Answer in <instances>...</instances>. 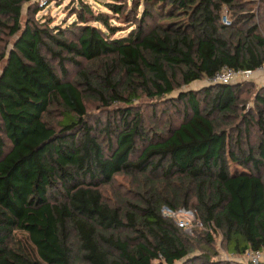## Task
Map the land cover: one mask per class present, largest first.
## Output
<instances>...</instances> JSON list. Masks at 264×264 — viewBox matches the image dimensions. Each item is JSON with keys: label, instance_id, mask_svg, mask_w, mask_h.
<instances>
[{"label": "trees", "instance_id": "trees-1", "mask_svg": "<svg viewBox=\"0 0 264 264\" xmlns=\"http://www.w3.org/2000/svg\"><path fill=\"white\" fill-rule=\"evenodd\" d=\"M26 1L0 0V33L17 34L0 68V264H237L192 254L190 237L163 206L191 210L213 255V232L227 254L262 250L264 85L248 100L247 81L182 91L181 121L154 130L139 111L119 106L115 121L94 134L84 103L85 92L115 107L133 102L138 88L150 98L171 93L178 74L189 85L223 66H264L251 3L104 0V11L75 10L67 29L77 37L69 41L60 27L28 21L21 29ZM78 58L99 62L93 78L82 69L83 81L71 79L62 62ZM57 108L61 120L53 122ZM122 172L144 176L137 202L106 200L101 189Z\"/></svg>", "mask_w": 264, "mask_h": 264}, {"label": "rangeland", "instance_id": "rangeland-1", "mask_svg": "<svg viewBox=\"0 0 264 264\" xmlns=\"http://www.w3.org/2000/svg\"><path fill=\"white\" fill-rule=\"evenodd\" d=\"M104 0H29L22 4L21 17H20V26L21 29L28 22L31 21L33 24L42 25L43 27H60L63 30H66V38L69 41L76 40V29L71 32H68L67 27L76 19L75 10L80 6H87L93 12L97 13L99 11H104L105 7L103 6ZM250 2V11L255 14L254 23L258 25L262 35L264 36V0H245ZM40 9L38 12H35V9ZM222 21L225 24H228V20L225 17H222ZM109 22L111 24H116L125 26L121 22L120 18H114L110 16ZM91 25H99V23H90ZM124 29L125 27H121ZM71 30V29H69ZM120 34L125 31L120 30ZM19 34V33H18ZM119 34V33H117ZM17 35V34H16ZM16 35H10L7 31L0 33V68L5 63V58L2 57L3 53L9 48L12 47V42ZM53 51L58 49L51 45H47ZM43 54L48 58L52 66L56 69H59L60 62L59 59L53 58L48 52H43ZM68 54L63 52L61 57L67 58ZM77 64H72L69 60L62 62V66L66 69L72 80H81L83 78L79 75V70H86L89 72V78H93L97 73L93 69L99 68V62H88L85 59L78 58ZM101 68L98 73H101ZM121 73V72H120ZM118 73L115 77L120 79L118 92L122 94L123 97L127 98L129 95L127 91V85L125 84V75H120ZM179 74L175 78L173 91L162 97H153L150 98L148 95L142 93L140 88H138L137 98L130 104H120L115 103L112 105H105L103 101L94 93L85 92L84 93V103L86 106L87 112V121L88 125L93 129L94 134H102L103 130L106 127L107 121L110 123L114 122V109L119 106L126 108H134V110L139 111L145 120V125L149 130L157 129L158 125H162L167 121L172 123H179L183 116V109L185 106L184 102H178L177 97H179L182 91L186 90H198L202 86L210 85L207 79H202L201 81L192 82L189 85H183L180 83ZM246 82V81H243ZM247 83L250 84V87L246 88L242 94V98L249 99L251 95L256 91L257 87L264 85V69L256 71L252 77L247 80ZM134 90V88H133ZM242 105H240L241 108ZM252 103H245L244 108H250ZM53 122L61 120L60 110L57 108L54 111V114L51 116ZM258 134L255 130L251 131V141L250 145L255 146L257 143ZM249 144V143H248ZM153 180V179H151ZM147 184H145L144 176L139 175H129L125 173H119L115 175L112 182L104 186L101 190L106 198L111 203H120L123 200H129L137 202L142 192H144ZM158 194H161L159 187L157 188ZM164 208V206L161 208ZM163 214V213H162ZM164 215V214H163ZM204 227L199 226L192 228L191 232L189 230H184V232L190 237V241L193 246V253L195 255L206 254L208 258L217 262H234L237 264L243 263L244 259L241 256L231 255L225 253L221 246V235L217 232H213L212 236L214 239L213 251L216 252L213 255L210 251L207 250L206 242L203 240L204 236ZM210 249V248H209ZM175 264H182L181 262H176ZM200 264V263H198Z\"/></svg>", "mask_w": 264, "mask_h": 264}, {"label": "built area", "instance_id": "built-area-1", "mask_svg": "<svg viewBox=\"0 0 264 264\" xmlns=\"http://www.w3.org/2000/svg\"><path fill=\"white\" fill-rule=\"evenodd\" d=\"M263 69L264 66L259 67L256 70L233 69L228 66H223L211 77L207 78V81L210 84L247 81L256 71ZM162 213L164 216L173 218L176 224L183 230H189L191 232L193 227L201 226L200 221L195 218L194 213L191 210H186L184 208L171 210L164 207ZM241 258L244 259L242 262H250L252 264L264 263V248L259 251L247 250L241 255Z\"/></svg>", "mask_w": 264, "mask_h": 264}]
</instances>
